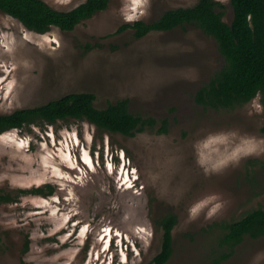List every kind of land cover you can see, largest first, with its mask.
Wrapping results in <instances>:
<instances>
[{"label":"rangeland","instance_id":"1","mask_svg":"<svg viewBox=\"0 0 264 264\" xmlns=\"http://www.w3.org/2000/svg\"><path fill=\"white\" fill-rule=\"evenodd\" d=\"M44 1L63 11L85 2ZM216 1L231 24V0ZM198 2L110 0L74 30L44 34L0 11V114L88 92L97 108L128 100L155 119L134 136L76 119L0 134V190L16 197L0 203V264H151L169 214L178 222L166 264H211L224 253L222 264H264V236L221 244L226 224L264 208L261 95L233 108L196 102L225 65L196 25L141 38L122 29ZM46 184L52 195L19 192Z\"/></svg>","mask_w":264,"mask_h":264},{"label":"trees","instance_id":"2","mask_svg":"<svg viewBox=\"0 0 264 264\" xmlns=\"http://www.w3.org/2000/svg\"><path fill=\"white\" fill-rule=\"evenodd\" d=\"M110 0H85L77 7L63 11L51 7L44 0H0V11L19 20L26 28L39 34L52 27L72 31L83 21L105 11ZM234 18L231 24L218 11L216 0H199L192 7H181L165 12L157 21L142 20L127 24L122 29L136 30L141 38L152 31H170L178 26H198L218 44L225 60L224 67L197 93L196 102L205 107L233 108L248 104L258 95L264 104V0H231ZM96 95L88 92L71 93L44 105L18 109L0 114V134L30 125H53L61 120H86L101 130L134 136L155 119H144L131 112L129 101L120 100L105 109L95 106ZM261 131L264 134V126ZM47 188L49 192H46ZM21 194L52 195L53 187L46 184ZM12 193L0 190V203L14 202ZM177 216L169 214L158 222L163 231L162 247L151 264H166L174 253L173 231ZM222 245L235 246L245 237L264 236V208L249 211L237 221L225 225ZM1 243V238H0ZM28 248V244L26 245ZM228 253L214 258L211 264H222Z\"/></svg>","mask_w":264,"mask_h":264},{"label":"snow or ice","instance_id":"3","mask_svg":"<svg viewBox=\"0 0 264 264\" xmlns=\"http://www.w3.org/2000/svg\"><path fill=\"white\" fill-rule=\"evenodd\" d=\"M251 150H252L251 148L248 149V151H251Z\"/></svg>","mask_w":264,"mask_h":264},{"label":"bare ground","instance_id":"4","mask_svg":"<svg viewBox=\"0 0 264 264\" xmlns=\"http://www.w3.org/2000/svg\"><path fill=\"white\" fill-rule=\"evenodd\" d=\"M89 163H90V164H92V162H91V161H89ZM105 238H106V237H105Z\"/></svg>","mask_w":264,"mask_h":264},{"label":"clouds","instance_id":"5","mask_svg":"<svg viewBox=\"0 0 264 264\" xmlns=\"http://www.w3.org/2000/svg\"><path fill=\"white\" fill-rule=\"evenodd\" d=\"M138 178V177H137ZM135 185V184H134ZM134 185H132V186H134ZM111 243V242H110ZM110 246H111V244H110Z\"/></svg>","mask_w":264,"mask_h":264},{"label":"flooded vegetation","instance_id":"6","mask_svg":"<svg viewBox=\"0 0 264 264\" xmlns=\"http://www.w3.org/2000/svg\"><path fill=\"white\" fill-rule=\"evenodd\" d=\"M123 135V134H122Z\"/></svg>","mask_w":264,"mask_h":264}]
</instances>
